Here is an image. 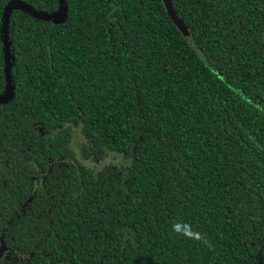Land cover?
I'll use <instances>...</instances> for the list:
<instances>
[{
    "label": "trees",
    "instance_id": "1",
    "mask_svg": "<svg viewBox=\"0 0 264 264\" xmlns=\"http://www.w3.org/2000/svg\"><path fill=\"white\" fill-rule=\"evenodd\" d=\"M67 2L11 15L0 264H264V0Z\"/></svg>",
    "mask_w": 264,
    "mask_h": 264
},
{
    "label": "water",
    "instance_id": "2",
    "mask_svg": "<svg viewBox=\"0 0 264 264\" xmlns=\"http://www.w3.org/2000/svg\"><path fill=\"white\" fill-rule=\"evenodd\" d=\"M60 8L54 13H46L38 10L31 5H28L24 1H13L5 9L4 14V35H5V47H6V75H7V87L3 95L0 96V103L9 101L13 96V74H12V50L10 41V21L11 15L14 10L21 9L27 13H30L38 18L45 19L54 23H62L67 20L69 14L67 0H59ZM169 14L175 23L185 32H188V28L183 18L177 13L173 6L172 0H165Z\"/></svg>",
    "mask_w": 264,
    "mask_h": 264
},
{
    "label": "rangeland",
    "instance_id": "3",
    "mask_svg": "<svg viewBox=\"0 0 264 264\" xmlns=\"http://www.w3.org/2000/svg\"><path fill=\"white\" fill-rule=\"evenodd\" d=\"M67 127L71 128L73 133L72 147L75 150V152L78 154L79 158L82 159L81 145L84 142V137L81 132V128L74 124L67 125ZM85 162L89 164L94 169L95 172H99L100 170H102V168H104L109 164L121 165L124 162V159L121 155L114 152H110L107 158L102 161L94 162V161L85 160Z\"/></svg>",
    "mask_w": 264,
    "mask_h": 264
}]
</instances>
